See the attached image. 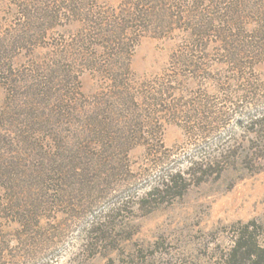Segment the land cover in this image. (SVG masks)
<instances>
[{"label":"rangeland","instance_id":"obj_1","mask_svg":"<svg viewBox=\"0 0 264 264\" xmlns=\"http://www.w3.org/2000/svg\"><path fill=\"white\" fill-rule=\"evenodd\" d=\"M124 1L94 0L106 10H117ZM230 3L229 24L219 34L205 29L198 37L194 28L177 20L169 30H158L154 22L141 33L129 68L139 92H153L157 101L140 118L146 122L142 145L129 152L118 147L114 155V149L99 150L110 167L100 184L79 195L72 192L73 197L55 187L57 192L42 199L40 220L30 217L22 226L17 222L21 216L1 214L6 220L0 224V264H218L243 225L254 223L249 230L258 241L264 239V149L258 159H246L253 135L249 119L264 111L260 0ZM176 8H170L173 15ZM200 9L196 20L216 10L207 2ZM67 39L68 32L58 30L50 41ZM52 54L35 50L13 60L25 85L16 102L30 110L12 100L6 103L10 92L0 86V186L34 179L45 165L42 152L33 141L24 142L23 134L32 140L52 130L63 138L83 131L85 100L78 99L79 118L68 114L62 119L49 113L57 109L55 98L45 106L38 97L51 87ZM63 75L54 84L64 101L77 85ZM79 81L85 97L99 85L87 73ZM227 148L235 149L238 160L199 182L184 181L189 162L207 160ZM57 152L60 158H54L60 163L71 156L67 148ZM170 173L182 179L166 190L162 183ZM151 190L153 196L146 197ZM13 191L14 185L0 193L5 197L3 193Z\"/></svg>","mask_w":264,"mask_h":264},{"label":"trees","instance_id":"obj_2","mask_svg":"<svg viewBox=\"0 0 264 264\" xmlns=\"http://www.w3.org/2000/svg\"><path fill=\"white\" fill-rule=\"evenodd\" d=\"M166 1L125 0L117 10H106L94 0H0V86L10 92V96L6 95V103L9 100L16 102L19 91L25 88L19 71L13 67V60L23 52L42 50L52 52L55 57L51 62L54 69L49 67L51 87L38 93L45 106L53 98L57 101V109L53 108L49 113L62 119L68 114L79 118L77 103L80 98L85 100L87 111L83 131L79 134L71 132L63 138L61 133L52 130L32 140L30 134H23L24 142L33 141V145L42 152L45 165L38 169L34 179L10 180L0 186L1 191L14 185L12 194L6 192L3 197L0 193V224L6 220L1 216L6 211L21 216L23 221H17L20 225H25L30 217L40 220L38 213L44 208L42 199L57 192L55 187H59L63 196L72 197V192L79 195L83 191L94 190L101 182V175L109 172L110 168L107 161L102 160L106 157L99 150L104 153L114 149V155L118 147L129 152L136 145H142L146 122L140 118L157 101L153 92L146 91L149 95H144L143 90L139 92L129 68V55L141 33L151 23L158 22V27H155L160 30L177 20L184 27L194 28L198 37L205 29L219 34L224 31L225 24H229L233 7L230 0H182L179 5L167 4ZM206 2L214 4L216 10L207 12L209 17L196 20L197 10ZM172 7H177L175 15L171 12ZM217 23L223 28L216 27ZM242 26L245 28V23ZM58 30L68 32V39L52 44L51 37ZM261 38H264V0H260ZM48 66L45 64L43 67ZM61 69L64 70L63 76L70 80L68 82L75 80L77 85L71 97H63L64 101L60 100L59 90L54 84V80L61 83ZM84 73L99 83L87 97L83 95L79 81ZM163 94L162 91L161 96ZM18 102L16 106L19 108L29 109L26 103L23 107V103L18 105ZM26 120L30 125L29 115ZM120 123L122 125L118 127ZM248 126L253 135L246 159H258V153L264 149V111L250 117ZM62 147L67 148L71 156L63 158L60 163L54 157L60 158L57 151ZM234 150L222 149L207 160L189 162L182 173L184 181L196 179L199 182L214 170L218 172L223 165L235 162L238 157ZM64 161L70 165H65ZM178 179H182L179 173H170L164 177L162 188L172 189ZM24 190L23 194L21 191ZM153 193L154 190L149 191L146 197L153 196ZM253 224H245L233 233L232 247L221 256L218 264H264V239L258 241L253 236L249 230Z\"/></svg>","mask_w":264,"mask_h":264}]
</instances>
